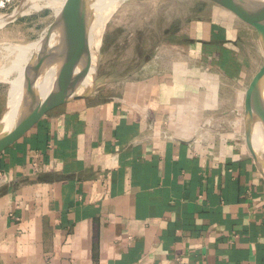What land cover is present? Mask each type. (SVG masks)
<instances>
[{"label":"crops","instance_id":"crops-1","mask_svg":"<svg viewBox=\"0 0 264 264\" xmlns=\"http://www.w3.org/2000/svg\"><path fill=\"white\" fill-rule=\"evenodd\" d=\"M232 25L197 15L180 51L0 155V264H264V179L234 123L207 132L230 111L204 116Z\"/></svg>","mask_w":264,"mask_h":264},{"label":"rangeland","instance_id":"rangeland-1","mask_svg":"<svg viewBox=\"0 0 264 264\" xmlns=\"http://www.w3.org/2000/svg\"><path fill=\"white\" fill-rule=\"evenodd\" d=\"M36 2L33 0H0V18L3 20H0L1 23L3 22L0 24V119L8 108L12 82L18 78L30 59L28 56L24 59L25 62L18 63L20 70L17 65L13 69L11 65H14L15 55H17L14 46L22 49L33 43L41 42V38L46 34L57 15L56 10L50 7L31 8ZM197 15H202L207 20L214 18L223 24L233 23V36L236 37L235 43L225 48L229 54H232L233 60L229 56L230 58L224 63L223 52L216 60L218 65L225 68L227 72L226 75L221 76V79L219 75L216 76V82L210 86L214 92V105L206 111L204 116L207 118L209 115L228 111L230 113L225 118L212 116L210 118L211 127L207 132L217 133L218 127L224 126L222 125L224 123H220L223 119L226 127L230 122L235 124L237 133H240L245 142L243 117L237 113L243 114L244 89L248 88L256 71L262 66L259 53L261 49L253 27L228 9L212 1H123L110 16L102 35L95 90L107 96L119 94L123 89V84L133 75V72L139 71L145 63L155 57L158 51L173 47L176 43H179L178 45L187 43L184 32L190 22L195 21ZM218 43L224 44L220 39ZM170 49L180 51L176 48ZM239 57L248 68L245 84L242 81L244 78H237L238 64H242L237 60ZM199 65L198 61L197 67ZM4 75L6 76L3 77Z\"/></svg>","mask_w":264,"mask_h":264},{"label":"water","instance_id":"water-1","mask_svg":"<svg viewBox=\"0 0 264 264\" xmlns=\"http://www.w3.org/2000/svg\"><path fill=\"white\" fill-rule=\"evenodd\" d=\"M95 0H68L41 38L40 50L28 67L24 94L14 122L6 127L0 119V155L22 139L52 110L62 105L99 95L93 85L80 91L89 73L90 31ZM253 27L263 54V63L245 92L244 134L248 150L264 179V144L255 141V126L264 137V0H209Z\"/></svg>","mask_w":264,"mask_h":264},{"label":"bare ground","instance_id":"bare-ground-1","mask_svg":"<svg viewBox=\"0 0 264 264\" xmlns=\"http://www.w3.org/2000/svg\"><path fill=\"white\" fill-rule=\"evenodd\" d=\"M31 1V0H30ZM37 1L34 3V9H38L43 7H50L56 10L57 15L61 12V8L67 3L68 0H33ZM125 0H95L93 3V19L90 31V57H91V65L89 68V73L87 74L86 78L80 85V91L87 90L93 85L94 74L96 71V66L98 63V54L101 47V39L106 27V23L109 20L110 16L114 12V10ZM31 6V5H30ZM42 7V8H43ZM28 9V8H27ZM16 15V13H15ZM3 17V16H2ZM7 18V17H6ZM2 18H0L1 20ZM5 19V18H4ZM3 21V20H1ZM0 24H3V22ZM40 41L38 43H33L25 48H18L14 46V49L17 51V55H15V62L14 65H11L13 69L14 66L17 65V68L20 67L18 63H22L24 59L30 56L27 61L26 66L22 70L21 74L19 71L18 78L12 82L11 90H10V97L8 101V108L3 115V121L6 124V127H9L13 122L17 115L20 103L22 101V97L24 94V88L26 84V75L28 71V67L33 58V54L39 52L40 50ZM7 48V46H4ZM13 48V47H12ZM11 52V51H10ZM13 52V51H12ZM17 56V57H16ZM25 62V61H24ZM13 63V62H12ZM16 68V69H17ZM20 70V68H18ZM22 69V68H21ZM13 72V70H12ZM2 73V72H1ZM7 73V72H6ZM4 74V72H3ZM4 75L3 77H5ZM10 83V82H9ZM261 125L258 124L255 126V141L257 144H264V137L262 136V129Z\"/></svg>","mask_w":264,"mask_h":264},{"label":"trees","instance_id":"trees-1","mask_svg":"<svg viewBox=\"0 0 264 264\" xmlns=\"http://www.w3.org/2000/svg\"><path fill=\"white\" fill-rule=\"evenodd\" d=\"M218 40H219V39H218ZM221 51L223 52L222 55H223V60H224V63H225V62L227 61V59L230 58V57H229L230 55H229L228 50L225 49V48H222V47H221ZM224 63H223V64H224Z\"/></svg>","mask_w":264,"mask_h":264}]
</instances>
